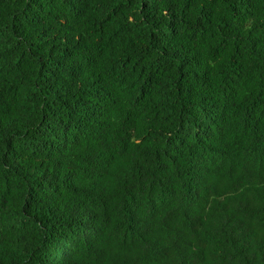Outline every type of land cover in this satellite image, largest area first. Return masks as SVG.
Here are the masks:
<instances>
[{
    "label": "trees",
    "instance_id": "trees-1",
    "mask_svg": "<svg viewBox=\"0 0 264 264\" xmlns=\"http://www.w3.org/2000/svg\"><path fill=\"white\" fill-rule=\"evenodd\" d=\"M0 264H264V0H0Z\"/></svg>",
    "mask_w": 264,
    "mask_h": 264
},
{
    "label": "bare ground",
    "instance_id": "bare-ground-1",
    "mask_svg": "<svg viewBox=\"0 0 264 264\" xmlns=\"http://www.w3.org/2000/svg\"><path fill=\"white\" fill-rule=\"evenodd\" d=\"M214 92V91H213Z\"/></svg>",
    "mask_w": 264,
    "mask_h": 264
}]
</instances>
